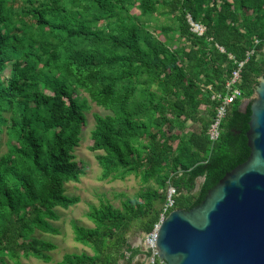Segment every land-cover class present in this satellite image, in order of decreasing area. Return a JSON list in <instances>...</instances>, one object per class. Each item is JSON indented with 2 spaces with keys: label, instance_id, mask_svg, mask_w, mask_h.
Returning <instances> with one entry per match:
<instances>
[{
  "label": "trees",
  "instance_id": "1",
  "mask_svg": "<svg viewBox=\"0 0 264 264\" xmlns=\"http://www.w3.org/2000/svg\"><path fill=\"white\" fill-rule=\"evenodd\" d=\"M240 61V95L211 141L216 94L226 92ZM260 75L264 0H0V134L7 137L0 264L51 260L56 245L33 234H59L49 222L58 218L54 207L80 200L63 184L84 173L74 148L87 97L110 112L93 113L88 149L102 151L95 155L100 178L133 175L156 186L121 208L108 200L91 206L93 227L72 228L92 253H67L55 264H141L134 258L148 252L132 246L128 233L153 229L168 186L176 191L172 209H189L248 157L250 109L243 104Z\"/></svg>",
  "mask_w": 264,
  "mask_h": 264
},
{
  "label": "water",
  "instance_id": "2",
  "mask_svg": "<svg viewBox=\"0 0 264 264\" xmlns=\"http://www.w3.org/2000/svg\"><path fill=\"white\" fill-rule=\"evenodd\" d=\"M252 96L243 104L250 109L248 157L208 189L199 204L174 208L160 222L161 264H264V75L257 78Z\"/></svg>",
  "mask_w": 264,
  "mask_h": 264
},
{
  "label": "rangeland",
  "instance_id": "3",
  "mask_svg": "<svg viewBox=\"0 0 264 264\" xmlns=\"http://www.w3.org/2000/svg\"><path fill=\"white\" fill-rule=\"evenodd\" d=\"M80 94L87 97V94L83 91H80ZM252 98L253 96L249 99ZM87 99L90 108L85 112L86 125L80 133L78 146L74 148L75 160L82 163L84 166V173L80 176L79 181H68L63 184L64 193L66 195L78 196L80 200L66 209L60 206L54 207L55 212L58 214V218L56 220H49V222L59 228V234H51L39 230H36L33 234L35 238L49 241L56 245V248L49 252L51 260L49 262H44L34 257H20V264H55L67 253L86 252L91 254L92 251L89 247L74 240L72 223L87 228L93 227V223L86 216L91 206L98 207L101 202L108 200L114 207L121 208L123 200L129 198L133 201H140L141 192L156 186L153 181L148 184H143L139 178L133 175H129L124 180L100 178L102 170L95 155L97 153H102V151H90L88 149L92 142L90 134L94 127L93 113L105 115L110 112L96 105L95 102L90 101L88 97ZM246 100L247 99H245L244 102ZM6 139L5 132H1L0 154L7 150L5 144ZM201 181V178L197 179L196 187H198ZM144 236L143 234V239ZM10 263L15 264L11 261Z\"/></svg>",
  "mask_w": 264,
  "mask_h": 264
},
{
  "label": "built area",
  "instance_id": "4",
  "mask_svg": "<svg viewBox=\"0 0 264 264\" xmlns=\"http://www.w3.org/2000/svg\"><path fill=\"white\" fill-rule=\"evenodd\" d=\"M192 26V30L198 34H202L204 31L203 26L195 23L189 19ZM223 51L222 47H219ZM253 51L248 52L247 54L252 53ZM232 58L231 55H229ZM244 61H240L237 65V68L232 71L230 78L226 82V92L224 94H216V98L219 99L218 104L215 106V115L212 118V122L208 128V136L211 141H215L220 134V123L227 113L229 104H231L237 96L240 95V90L238 89V83L240 82V70ZM215 96H212L214 98ZM176 194L175 188L171 185L167 188L166 193V202L164 203L162 210L159 214V220L154 224L153 229L146 233L144 239L142 240L144 244L145 251L148 252L146 256L145 264H161V258L158 256V249L156 246V236L157 230L160 222L166 217V215L172 210L174 199L173 196Z\"/></svg>",
  "mask_w": 264,
  "mask_h": 264
},
{
  "label": "crops",
  "instance_id": "5",
  "mask_svg": "<svg viewBox=\"0 0 264 264\" xmlns=\"http://www.w3.org/2000/svg\"><path fill=\"white\" fill-rule=\"evenodd\" d=\"M141 234V236H140ZM132 235V236H131ZM143 233L136 231L135 229H132L129 233H128V242L132 245V246H140L143 250H145L144 248V244L142 242L143 237H142ZM133 238V239H132ZM139 260L141 262V264H145L146 261V256L142 255V256H136L133 260L136 261ZM132 262V263H133Z\"/></svg>",
  "mask_w": 264,
  "mask_h": 264
}]
</instances>
